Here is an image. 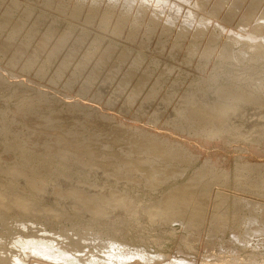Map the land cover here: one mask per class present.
Masks as SVG:
<instances>
[{"label":"rangeland","instance_id":"rangeland-1","mask_svg":"<svg viewBox=\"0 0 264 264\" xmlns=\"http://www.w3.org/2000/svg\"><path fill=\"white\" fill-rule=\"evenodd\" d=\"M105 1L0 0V215L124 232L167 254L186 241L205 252L202 238L218 252L264 211V56L252 63L224 38L218 50L243 55L207 57L205 38L194 46ZM243 1L256 24L264 0ZM220 106L238 113L212 118ZM172 194L181 214L165 217Z\"/></svg>","mask_w":264,"mask_h":264},{"label":"bare ground","instance_id":"bare-ground-1","mask_svg":"<svg viewBox=\"0 0 264 264\" xmlns=\"http://www.w3.org/2000/svg\"><path fill=\"white\" fill-rule=\"evenodd\" d=\"M100 1L102 3V0H92V2H94V4L96 2V3H99V5H100ZM106 1L108 3H110L111 5H113L112 9H114V5H117L116 7L122 6L121 8L125 7L127 9L126 12L128 13V16L130 15L129 13L132 12V10L137 11L136 13H139V14H136V15H139V16L142 13L141 18L144 16V14H146L147 16L149 15L150 17L149 16L147 17V18H149L148 23H150V21H151L150 18L152 17L151 19L153 20V22H152L153 27L154 26L156 27L159 24V23H157V21L160 22V24L162 22V26L159 25L157 27L162 28L164 26V28H163L165 30L164 33H167V31L169 32L174 26L176 27V25H177V28H175V27L174 28L177 29L178 31H181L179 33H181V34L184 33L178 37H181V36L185 35L186 33H188V34L191 33L195 37L194 38L195 45L193 44L194 46H196V44H197L196 40L198 38L200 40H201V38L202 39L205 38L206 42H209L208 44H210V46L205 45L206 46L205 52H206L207 57H209L208 55H210L211 53H214L212 51H214L215 48L218 50L217 46L220 45L219 48H221V47L223 48L224 46H222V45L228 40V43H226L228 45L229 44L232 46H235L236 44L240 45L241 48L238 46L239 52H240V49L241 50L244 49V50H246V52H247V50L251 51L252 56H248V55L247 56H248V58L251 57L248 60H251L252 63H254L253 61H255V62L261 61L262 62V59H264V58H262L264 56V11L261 12L260 15H258L259 18H257L258 16L255 17V19H258V22L256 24L255 23L253 24V21H250V20H252V19H250V17L253 15V12H254L253 9H251V8L255 7V6L251 5L253 3H251L250 6H248V7H247V5H249V2H248V4L246 3L247 4L246 7L242 9L241 4H242V2H244L243 0H236V1L230 0V3H232L230 5H232V6L230 8V5L228 4L229 5V6L227 5L228 9H227V11H225V8L223 9V7L225 6V4H227L226 0H225L226 1L225 4H224V0H106ZM209 1L212 2V5L210 4ZM103 2H104V0H103ZM207 3L212 6L210 9H208L209 6ZM259 4L257 6L258 8H259ZM101 5H104V3H102ZM105 5H106V3H105ZM261 6L263 8L262 4H261ZM108 9L110 10V8H108ZM221 10H224L225 13L221 12ZM123 12H125V9L123 10ZM237 12H238V14L240 12V16H238L239 22H238V20H235V17H237L236 16ZM220 13H222V15H220ZM219 15H220V17H219ZM139 16L137 17L138 19H140ZM156 19H158V20L155 21L156 22L155 23L154 20H156ZM233 21H234V23H235V21H237V23H238L237 25H235L236 26L235 28H233V26L229 27L230 25H234V24H232ZM146 25H148V24H146ZM150 25H148V27H150ZM157 27H156V30H157ZM179 28L181 30H179ZM150 29H152V28H149V30ZM160 32H162V31H160ZM170 32H172V30ZM177 35H178V33H177ZM193 36H191V37H193ZM187 37H185V38H187ZM221 38H222V40H221ZM224 38L226 39L225 42H224V40H225ZM200 40L198 41V43L202 44L203 40L201 42H200ZM205 40H204V42H205ZM191 41H193L192 38H191ZM199 46H201V45H199ZM232 46H228V47H231L233 50ZM172 48L174 49V47H172ZM219 50H222V49H219ZM227 50L225 48L222 51H219L220 56H222L223 59L224 58L225 59L226 58L232 59L234 54H231L233 56L229 55L230 51L228 52ZM235 50H236V48L234 49V51ZM244 50L241 52H245ZM202 51H203V49H202ZM232 52H230V53H232ZM236 52L239 55H241V54L243 55V53H239L238 51H236ZM236 52H233V53L237 54ZM219 53H217V55H219ZM239 55H235V56L239 57ZM249 55H251V54H249ZM235 56H234V60L236 58ZM244 57H245V55H244ZM244 57H242L243 58L242 60H244ZM231 59L230 60L227 59V62L231 61ZM245 59H247V58H245ZM234 60H232V61H234ZM236 60H238V59L236 58ZM258 60H260V61H258ZM239 61H241V60H239ZM233 63H236V62H233ZM237 64H239V63H237ZM263 65H264V63H263ZM255 66H254V68H255ZM8 74H9V72H8ZM12 75H14V74H12ZM262 85L263 84H261V86ZM256 86H254V87H256ZM257 87L259 88V83H258ZM253 97L254 96L251 93V99H253ZM224 106H222V107L220 106V107L223 109ZM229 106H232V105L230 104V105H228V107ZM189 109H191V110H189L190 113H197V114H201L202 112L205 113L206 111H208V109H206V106H204V107L202 106L201 108H199V107L193 108L192 107ZM227 109L228 108L224 109V112H223L224 114H222L223 110L222 111H213V112L211 111L210 113L213 115L212 118H214V119L219 118V117L223 118V115H231V114H227L228 112L233 113L235 110L237 112V108L233 109L234 111H230L232 108H230V110L229 109L227 110ZM225 111L227 113H225ZM133 127H134V125H133ZM143 129H146V128H143ZM222 129H223V127H222ZM153 141H155V140H153V139L151 140V137H150V139L148 138V140H146L145 147L147 145H149L148 143H153ZM162 146H163V143H158L157 148L160 149V148H162ZM162 153H164V152H162ZM165 153H169V151H165ZM170 154H171V152H170ZM139 162L138 163L136 162L137 165H142V163L139 164ZM136 163H135V166H137ZM149 169H151V168L149 167ZM170 171H172V170H170ZM228 179H229V177H228ZM167 193L169 194V192H167ZM179 196H180L179 194H172V196L170 195L169 202L167 201V204L166 205L163 204V207L161 206V208H160L162 215H164L165 217H167V216H169V217L174 216L175 217L176 215L181 214V213H178L176 211L179 203H182L184 201V200H179V198H178ZM91 202H92L91 200H86L85 204H89ZM243 202H244V200H243ZM245 202H247V201H245ZM257 202H259V201H257ZM249 203H251V206L249 205L251 208V212L254 214L257 213V209L255 208V205H252L253 202L250 201ZM261 204H262V202H261ZM109 208H111V207H109ZM250 208L248 210H250ZM259 208H261V207L259 206ZM260 211H261V209H260ZM150 213H151V211H150ZM3 215H0V264H264V252L260 251V249H264V228H263L264 225L262 226V224H261V223H263L262 221L264 220V211L262 214L260 212L261 216H259V218L257 217V214H256V216L254 215L250 221L247 219L249 222L246 220L247 221L246 225L249 223L248 224L249 226L247 228L248 231L245 233V234H247L246 236L244 235V237H242V232L240 234L238 232V230H234L233 232L231 231V233H232L230 235L231 238L230 237L228 238L230 240L228 241V239H226L228 241V243L226 242L227 246L220 244L221 249L218 252L213 250L212 245L214 243L211 245L212 246L211 247V246L207 245L208 242L198 243V241H199L198 240V241H196L197 245L199 244L198 246L200 248H204L206 250L205 252L199 251V249L197 248V246L195 244H191V243H188L186 241L184 244L176 243L175 246H177V249H178V250H176L174 248L177 251V253L175 252L176 254H173V253L167 254L166 253L167 250L165 253H163L164 251H162V249L165 248L164 247L165 245L161 246V250L159 249L161 252H159L158 250L155 252H152L148 249L147 246H144L145 244H143V241L141 242L138 240L139 238H133L132 236H131V238L130 237L127 238V236H128L127 233L123 232L122 234H120V232L115 228H114V233H119L120 236H118V235L113 236L114 234H112L109 230L103 231L101 229L99 230V229H95L94 227H89V226H88V228H84L83 226H78L79 224H73L70 226H66L65 224H64L65 226L64 225L61 226V224H60V227H57L55 225H51L49 222L43 221L40 218L38 219L36 217H30L28 215L26 216V214H22V215H20V217L18 216L15 218L13 216L12 221L10 219H8L10 221L6 220V218L3 217ZM184 215H185V213H184ZM95 217H97V216H95ZM244 221H245V219H244ZM242 222L243 221H241V223ZM255 222H257V224H258V222H261L260 223L261 225H259L260 227H258L257 224H256V226L251 227V225ZM241 223H239V224L241 225ZM194 225H195L194 223L192 224V223H187L186 221H184L183 227L185 230H188V232L186 231L187 233L193 234L195 231L197 232L199 230V228H195ZM216 225L213 224V226H216ZM240 225H239V227H242V225L241 226ZM243 226H244V224H243ZM196 227H198V225ZM234 229H236V228H234ZM185 230H183V231H185ZM200 231L202 234L204 233V232H202V230H200ZM202 234H201V236H202ZM212 235H213V232H212ZM212 235H210L211 238H212ZM174 236L176 237L175 234H174ZM175 237H174V240L169 239L170 242H172V241L174 242ZM199 237H200V235H199ZM191 238H193V237H191ZM200 239L202 240V238H200ZM136 240H138V242H139L138 244L135 243ZM201 240L199 242H201ZM223 242H224V240H223ZM166 243H169V242H166ZM158 247H160V246H157V248ZM184 248L186 250H184ZM168 252H169V250H168ZM170 252H172V251H170Z\"/></svg>","mask_w":264,"mask_h":264}]
</instances>
